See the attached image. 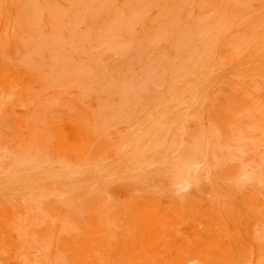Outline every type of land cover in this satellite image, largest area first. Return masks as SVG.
Instances as JSON below:
<instances>
[{
	"label": "rangeland",
	"instance_id": "1",
	"mask_svg": "<svg viewBox=\"0 0 264 264\" xmlns=\"http://www.w3.org/2000/svg\"><path fill=\"white\" fill-rule=\"evenodd\" d=\"M0 264H264V0H0Z\"/></svg>",
	"mask_w": 264,
	"mask_h": 264
},
{
	"label": "clouds",
	"instance_id": "2",
	"mask_svg": "<svg viewBox=\"0 0 264 264\" xmlns=\"http://www.w3.org/2000/svg\"><path fill=\"white\" fill-rule=\"evenodd\" d=\"M186 190H187L186 188L180 187V188H178V194H180L181 192L186 191Z\"/></svg>",
	"mask_w": 264,
	"mask_h": 264
}]
</instances>
